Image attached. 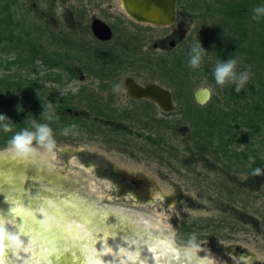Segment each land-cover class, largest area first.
Masks as SVG:
<instances>
[{
  "label": "rangeland",
  "instance_id": "1",
  "mask_svg": "<svg viewBox=\"0 0 264 264\" xmlns=\"http://www.w3.org/2000/svg\"><path fill=\"white\" fill-rule=\"evenodd\" d=\"M256 7L264 0H173L174 22L158 26L134 21L119 0H0V114L13 121L24 108L28 127L12 126L14 135L34 131L35 120L56 141L36 156L0 155V174L28 164L62 180L55 194L67 203L41 213L92 240L74 246L73 264H126L127 254L157 242L169 245L173 264H189L193 237V264H264V172L252 175L264 169V15L252 19ZM96 21L110 27V40L95 38ZM198 40L207 53L194 69ZM229 58L237 73H251L239 92L213 75ZM126 78L169 90L172 109L130 96ZM204 88L212 97L197 106ZM78 207L100 221L88 225ZM6 223L19 251L0 261L45 264L37 240Z\"/></svg>",
  "mask_w": 264,
  "mask_h": 264
},
{
  "label": "water",
  "instance_id": "2",
  "mask_svg": "<svg viewBox=\"0 0 264 264\" xmlns=\"http://www.w3.org/2000/svg\"><path fill=\"white\" fill-rule=\"evenodd\" d=\"M172 3L173 0H126L125 1V5L127 9H130L131 6L137 4L145 5L147 10H149V12H151L154 15V17H152L151 19L155 23H160L163 20L164 18L163 15H165L170 9H172L171 8ZM98 25H103L108 30L109 27L106 24L99 21H96L93 25V30L96 36L101 40H108L111 37V35L109 37H107L106 34L102 36L100 32L97 30ZM125 85L129 95L135 99L152 100L153 102L157 103L162 109L167 111L171 110L173 107L172 96L170 91L158 85L153 84L143 87L129 79L126 81ZM211 97H212V93L208 88L198 90L195 94L196 103L200 106L206 105L210 101ZM12 167L15 168L14 175H11L9 170H8L9 173L7 174L5 173L0 174V177L6 178V184H8L7 181H10L12 184L22 187L24 191L27 192L28 197L32 198L33 201H36L40 197H43L42 203L45 204L48 209L67 203L60 199H57L60 197V195L55 194V192L59 194L60 191L57 188V184L62 181L60 178L53 176L50 177L45 172L39 171L34 167L31 168V166H28V164H24L20 166L12 165ZM4 168L5 167H3V170H7V168L5 169ZM0 171H1V167H0ZM35 190H37L38 192H42L43 194L34 192ZM4 195L6 196V198L11 199V198H15L17 193L11 187H7L5 189L0 190V218H3L4 220L3 226L5 230L10 235L15 237V239L12 241H9L8 239L4 240L2 245V251H0V255L9 256L19 251V245L17 240V234L6 223V221H8V217L6 214V212L8 211V205L4 203V199H5ZM57 200L59 201V203H57ZM41 211L38 213V215L43 216L44 219L47 221L48 225L51 226L61 225L58 222L51 219L50 217L41 213ZM77 212L80 218L83 221H85L88 225L92 224L94 220L100 221L94 217L88 216L86 213H84V211L81 210L80 207H78ZM110 228L114 231L117 230L113 224L112 227ZM64 231L67 233H73V231L69 230L66 227H64ZM89 241L92 240L87 239L75 233V245ZM75 245H73L70 242H64L62 255L60 254L59 251L56 252V255L61 261V264H73V251ZM77 252L79 253L81 251L78 249ZM81 263L87 264L84 258L81 261Z\"/></svg>",
  "mask_w": 264,
  "mask_h": 264
},
{
  "label": "clouds",
  "instance_id": "3",
  "mask_svg": "<svg viewBox=\"0 0 264 264\" xmlns=\"http://www.w3.org/2000/svg\"><path fill=\"white\" fill-rule=\"evenodd\" d=\"M254 15L252 19L257 20L260 16L264 15V7L254 8ZM206 50L202 47L201 42L198 40L191 48L190 59L188 61L192 68H199L203 62V57L206 54ZM237 61L235 59H227L223 62L217 61L214 69V78L217 85H225L228 83H236V91L240 89L249 80L250 72L237 73L236 69ZM120 86L115 85L114 91H119ZM38 95V93H37ZM52 107L51 103L48 105ZM43 114V113H42ZM47 119L51 120L52 116H47ZM14 123L4 114H0V127L3 128L4 132H11L12 125ZM73 128L75 126H72ZM33 130L23 129L17 132L8 141V147L5 152H0V155L10 153L18 157H28L39 155V148H44L48 152L56 147V141L54 139V133L52 128L46 123H37L35 120L32 122ZM70 129H63V135H68ZM35 144V146H34ZM251 160V157H250ZM264 172V169L256 168L253 170L252 175L259 176ZM5 239L12 241L15 239L14 236L10 235L4 228L3 224L0 225V251H2V245ZM197 249L195 244V237L189 241V249H185V255L190 256L189 264H193L194 250ZM0 264H3L0 261Z\"/></svg>",
  "mask_w": 264,
  "mask_h": 264
},
{
  "label": "snow or ice",
  "instance_id": "4",
  "mask_svg": "<svg viewBox=\"0 0 264 264\" xmlns=\"http://www.w3.org/2000/svg\"><path fill=\"white\" fill-rule=\"evenodd\" d=\"M5 183L6 178L0 177V190L3 189ZM7 183L17 193L16 197L11 199L4 195V203L8 205L6 212L8 222L18 230L23 231L24 235L37 240V243L44 249L41 259L45 261V264H61L56 252L59 251L62 255L64 242L75 245V233L65 232L63 224L59 226L48 225L44 217L38 215L41 210L51 211L42 203L43 197L33 201L22 187L12 184L10 181ZM57 203H59L58 200ZM3 223V218H0V225Z\"/></svg>",
  "mask_w": 264,
  "mask_h": 264
},
{
  "label": "bare ground",
  "instance_id": "5",
  "mask_svg": "<svg viewBox=\"0 0 264 264\" xmlns=\"http://www.w3.org/2000/svg\"><path fill=\"white\" fill-rule=\"evenodd\" d=\"M119 1L121 3V6L123 7L125 12L127 13V15L130 18H132L134 21L138 22L139 24L155 23L151 19L152 17H154V15L151 12H149V10H147L145 5L137 4V5L131 6L130 9H127V7L125 5L126 0H119ZM163 16H164V18L159 24H162L164 26H170V24L173 21V17H174L172 9H170ZM97 30L100 32V34L102 36L104 34H106L107 37H109L111 35V29L109 28V30H108L103 25H98ZM131 245H133V244H131ZM29 257H28V260L30 259ZM160 257L163 259V262H160L158 260ZM29 261H31V260H29ZM124 261L126 264H131V263L132 264H173L171 261V249H169V245H167L166 243H163V242L162 243L161 242L155 243L152 247L147 248L146 250H143L139 255H136L135 257L133 255L127 254L125 256Z\"/></svg>",
  "mask_w": 264,
  "mask_h": 264
},
{
  "label": "trees",
  "instance_id": "6",
  "mask_svg": "<svg viewBox=\"0 0 264 264\" xmlns=\"http://www.w3.org/2000/svg\"><path fill=\"white\" fill-rule=\"evenodd\" d=\"M240 11H244V7L240 8ZM234 12H237L236 10H234ZM264 20V19H263ZM1 32V31H0ZM3 41H6V39H1L0 40V44L3 42ZM71 72V71H70ZM74 74V73H73ZM79 75L78 72H76L73 76L74 77H77ZM104 88H108V85H103ZM63 99H66L67 100V97L66 98H63ZM147 105L148 107H152L153 109L155 108V105L152 104V103H149L147 101ZM197 105V104H196ZM198 106V105H197ZM26 109V107H25ZM70 108H63V110H69ZM33 111L35 112V110L33 109ZM24 108L21 109L19 112H17L16 114L13 115V125L12 126H15L17 125L18 126V129H21V128H24V127H28V125L26 123H22L24 122V120H28L30 117H31V113H27V115L24 113ZM76 121V120H75ZM29 129V128H28ZM32 130V129H31ZM2 127H0V148H3V147H6L8 146V141L12 138V136L14 135V132H9V133H4L2 132ZM258 164V163H257ZM255 165V167H259V164L258 165ZM99 174L102 175V171L100 170L99 171Z\"/></svg>",
  "mask_w": 264,
  "mask_h": 264
},
{
  "label": "flooded vegetation",
  "instance_id": "7",
  "mask_svg": "<svg viewBox=\"0 0 264 264\" xmlns=\"http://www.w3.org/2000/svg\"><path fill=\"white\" fill-rule=\"evenodd\" d=\"M99 22H102V21H99ZM102 23H104V22H102ZM104 24H106V23H104ZM94 25V24H93ZM107 25V24H106ZM108 26V25H107ZM109 27V26H108ZM110 28V27H109ZM92 33H93V35L95 36V38L97 39V40H99V41H102V42H106V41H108V40H110V38L108 39V40H101V39H99L97 36H96V34H95V32H94V30H93V26H92ZM111 36H112V30H111ZM132 80V79H130V78H126L125 80H124V86H125V88H126V85H125V83H126V81L127 80ZM132 81H134V80H132ZM134 82H136V81H134ZM137 83V82H136ZM138 84V83H137ZM138 85H140V84H138ZM151 85H153V84H151ZM141 86V85H140ZM148 86V85H147ZM143 87H146V86H143ZM169 91V90H168ZM128 92V91H127ZM197 92V91H196ZM196 92H195V94H196ZM171 93V92H170ZM171 96H172V94H171ZM194 99H195V95H194ZM149 100V99H148ZM152 101V100H151ZM195 104H197L196 103V100H195ZM198 105V104H197ZM200 106V105H199Z\"/></svg>",
  "mask_w": 264,
  "mask_h": 264
}]
</instances>
